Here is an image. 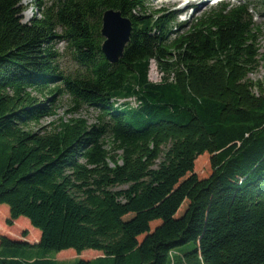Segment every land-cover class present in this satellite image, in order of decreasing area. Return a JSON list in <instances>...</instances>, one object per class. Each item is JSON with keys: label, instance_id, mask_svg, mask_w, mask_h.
<instances>
[{"label": "trees", "instance_id": "16d2710c", "mask_svg": "<svg viewBox=\"0 0 264 264\" xmlns=\"http://www.w3.org/2000/svg\"><path fill=\"white\" fill-rule=\"evenodd\" d=\"M145 1L34 0L39 14L23 21L21 0H0V203L6 224L23 215L39 229L34 242L1 233L0 264H62L32 247L101 251L75 264H264L255 3L220 0L177 22ZM108 7L132 24L113 62L101 50ZM56 39L78 70L63 69ZM63 93L97 120L37 126Z\"/></svg>", "mask_w": 264, "mask_h": 264}, {"label": "rangeland", "instance_id": "374dc122", "mask_svg": "<svg viewBox=\"0 0 264 264\" xmlns=\"http://www.w3.org/2000/svg\"><path fill=\"white\" fill-rule=\"evenodd\" d=\"M44 2L50 1V0H43ZM217 0H146L145 5L148 10L153 9H159L160 12H166L167 10H178L180 12L177 13L176 21H184V20H191L195 16L201 14L203 11L208 10L211 6L216 4ZM231 3L238 2L239 0H229ZM254 2L255 4L253 6H250V11L252 13L253 20L260 24V31L258 32L257 37V45H258V62L256 64V67L253 69V71H250L248 73V78L253 81H259L263 84L264 87V1L262 0H251V2ZM21 3L23 5V11H22V20L26 21L31 16L34 15L35 12H38V9L36 8V5L34 3V0H21ZM193 8H191V6ZM39 14V12H38ZM188 18V19H187ZM175 25V24H174ZM174 28H178V26L175 25ZM55 48L60 53L59 62L63 69L65 71H73L78 70V64L74 60L72 56V51L68 47L67 43L62 41L61 39H56L54 42ZM160 71L156 67L155 62L152 60L149 67L148 77L153 80H159L160 79ZM255 89V88H254ZM36 93V92H35ZM37 96L40 99H43V95L36 93ZM52 102V99L49 101ZM55 103V111L53 114L45 115L41 117L37 123V126L42 127H50L52 123L57 122L59 118L67 119L68 117L73 116H82L87 119V122H94L97 120V116L100 114V111L98 108L94 106H90L87 104H83L78 106L77 108L73 105L70 96L68 93L58 94L57 97L54 98ZM202 163L201 166L198 168V171H203V166L205 163H207V158L201 159ZM205 172V171H203ZM125 186L124 184H117L113 186L114 189H118ZM6 206L5 203H0V206ZM0 221L5 226H9L5 223V219L3 218V212L0 208ZM15 225V224H14ZM19 229L17 230V237H26L28 239H34V229H36L39 232V229L32 226L29 223V228L27 229V234L25 236H22L21 232L24 228V225H21V223L17 224L16 226H19ZM1 232V231H0ZM9 235V234H8ZM179 248H192L193 242L189 241L187 243H184L180 246H177ZM93 252L101 253L98 249L93 248H86L81 250L80 252H77L74 248H65L59 251H55L53 249L43 250L38 247H32L27 248L24 250V254L30 255L33 254L35 256H47V257H53V258H60L59 260L62 262V264H75V259L77 258H84V257H90ZM62 259V260H61ZM195 261L190 262L189 264H195ZM168 264V263H165Z\"/></svg>", "mask_w": 264, "mask_h": 264}, {"label": "water", "instance_id": "95a60500", "mask_svg": "<svg viewBox=\"0 0 264 264\" xmlns=\"http://www.w3.org/2000/svg\"><path fill=\"white\" fill-rule=\"evenodd\" d=\"M132 29L131 20L119 9L108 7L102 11L100 33L103 36L101 50L110 62L122 56Z\"/></svg>", "mask_w": 264, "mask_h": 264}, {"label": "crops", "instance_id": "0c3cea01", "mask_svg": "<svg viewBox=\"0 0 264 264\" xmlns=\"http://www.w3.org/2000/svg\"><path fill=\"white\" fill-rule=\"evenodd\" d=\"M1 208V211L3 212V218L5 219V217L8 215V206H0ZM21 223V225H24V228H29V219L23 215H20L18 216L17 218H15L12 222V224H8L9 226H5L4 224L1 223L0 221V234L1 233H5V234H9L10 237H14V238H21V237H17L18 234L16 233L17 230L19 229L20 225L19 226H16L17 224ZM15 224V225H14ZM34 235H35V238L32 240V239H28L26 237H23V239H26L30 242H34V241H37L38 240V237H39V232L34 229ZM101 253H96V252H93L91 254L90 257H94L96 255H99ZM85 258H89V257H85ZM57 259H60V258H57Z\"/></svg>", "mask_w": 264, "mask_h": 264}]
</instances>
